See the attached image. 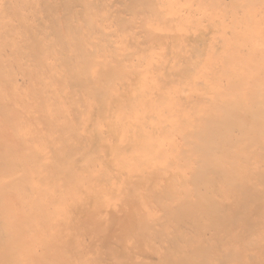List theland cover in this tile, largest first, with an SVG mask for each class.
<instances>
[{
    "label": "bare ground",
    "instance_id": "1",
    "mask_svg": "<svg viewBox=\"0 0 264 264\" xmlns=\"http://www.w3.org/2000/svg\"><path fill=\"white\" fill-rule=\"evenodd\" d=\"M0 264H264V0H0Z\"/></svg>",
    "mask_w": 264,
    "mask_h": 264
}]
</instances>
